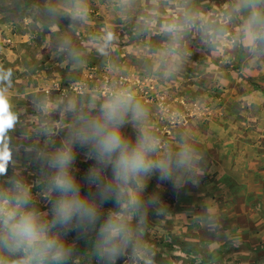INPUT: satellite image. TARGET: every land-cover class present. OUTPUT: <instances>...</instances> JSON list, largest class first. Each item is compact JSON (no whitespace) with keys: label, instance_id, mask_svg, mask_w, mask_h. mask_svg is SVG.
<instances>
[{"label":"rangeland","instance_id":"obj_1","mask_svg":"<svg viewBox=\"0 0 264 264\" xmlns=\"http://www.w3.org/2000/svg\"><path fill=\"white\" fill-rule=\"evenodd\" d=\"M196 2L188 5L192 15L210 7L214 13L175 18L176 25H185L183 31L153 37L149 11L161 8L135 0L125 9L136 18L127 29L134 34L127 44L134 41L135 47L112 49L117 41L106 33L105 42L90 47L84 66L74 68L64 90L8 100L17 122L7 133L12 161L0 175V192L13 194V181H19L29 190V204L43 207L38 214L51 224L60 193L50 187L56 170L49 160L58 150L71 149L75 159L69 172L81 196L108 217L115 213L102 207L100 189L87 177L95 171L104 184L115 185L111 168L89 158L90 145L82 146L78 137L120 92L118 74L134 76L126 86L132 92L129 109L143 115L128 109L122 132L132 145L142 135L156 141L149 154L156 167L123 186V202L135 198L138 205L127 210L119 205L131 233L115 264H264V38L253 39L260 27L251 21L253 11L264 17V0ZM155 20L163 24V18ZM190 27L198 29L193 33ZM42 69L53 72L50 66ZM82 70L98 77L78 93L70 87ZM136 75L149 81L134 82ZM4 83L18 93V84ZM162 96L186 113L160 119L167 106ZM164 173L167 179L161 178ZM69 228L57 225L49 235L67 248L76 234L74 226ZM27 259V250L0 245V264ZM67 264L79 262L69 258ZM100 264L111 262L102 257Z\"/></svg>","mask_w":264,"mask_h":264},{"label":"clouds","instance_id":"obj_2","mask_svg":"<svg viewBox=\"0 0 264 264\" xmlns=\"http://www.w3.org/2000/svg\"><path fill=\"white\" fill-rule=\"evenodd\" d=\"M251 21L260 27L253 39L264 38V17L253 11ZM5 79L0 76V80ZM132 102L131 93L120 91L101 106V117L91 120L79 135L82 146L90 145V157L104 168H111L113 184H104L99 173L89 171L88 180L100 189L104 202L114 200L121 209L137 206L133 198L123 202V186L133 178L147 174L156 165L149 159L157 143L151 137L142 135L134 145L130 144L122 132L124 117ZM138 111V109H137ZM17 116L12 112L5 90L0 88V175L8 172L12 161V151L7 142V133L14 128ZM75 157L71 149L58 150L49 160L55 169L50 187L60 193L53 203L51 224L41 220L34 209H28L29 190L19 181H13V194L0 192V245L10 251L27 250L29 259L23 264H67L70 250L55 236H50L52 227L60 225L80 227L95 225L98 220L97 207L80 194L75 178L69 168ZM167 179L168 174L161 177ZM131 230L122 212L110 214L101 224L98 232L97 248L102 257L115 264L122 247L129 242Z\"/></svg>","mask_w":264,"mask_h":264},{"label":"crops","instance_id":"obj_3","mask_svg":"<svg viewBox=\"0 0 264 264\" xmlns=\"http://www.w3.org/2000/svg\"><path fill=\"white\" fill-rule=\"evenodd\" d=\"M192 1L149 0V5L161 8V12L154 9L149 11L153 15L149 19V36H164L167 33L176 34L183 31L185 25L182 23L176 25L175 18L182 20L181 17L189 19L198 16L200 19L210 17L214 13L210 7L192 15L188 9ZM209 2L210 0H197L196 3L201 5ZM131 3H135V0H0V76L5 77L0 80V84L4 85L6 81L9 84H18L19 87L18 93H14L11 90L13 85H1L0 88L5 90L7 99L17 97L24 100L39 92L48 90L58 92L60 88L64 90L68 84L70 85L68 82L72 81L70 75L74 68L84 66L88 61L87 53L90 47L94 48L105 42L106 33L114 34L117 41L110 45L112 49L126 50L135 47L134 41L129 40L127 44V39L134 35L127 32L130 28L128 25L130 23L132 25L135 18L134 12L125 10L126 7L133 8ZM156 17L163 18V24H159L155 20ZM190 28V32L193 33L198 29ZM245 32L250 33L248 27ZM47 66L53 70L51 75L42 69ZM81 74L77 83L71 84L70 87L74 88L72 90L79 88L78 93L86 91L88 84L98 77L87 70H82ZM135 77L134 82L137 83L142 79L149 81L147 75ZM117 78L119 91L132 94L126 86L134 76L119 73ZM83 98L80 96L79 100L82 102ZM160 98L161 102L167 105L159 112L162 115L160 119L170 121L171 115L175 118L176 115L186 113L167 97ZM55 99L56 97L53 99L54 104L51 102L53 106ZM179 101L183 102V99ZM173 106L181 109H173ZM129 114L142 113L129 109Z\"/></svg>","mask_w":264,"mask_h":264},{"label":"trees","instance_id":"obj_4","mask_svg":"<svg viewBox=\"0 0 264 264\" xmlns=\"http://www.w3.org/2000/svg\"><path fill=\"white\" fill-rule=\"evenodd\" d=\"M104 209L110 208L108 211L111 213L119 212V205L114 201L102 202ZM28 209H34L37 213L44 210L43 207L36 204H28ZM107 219V217L98 216V220L95 225H83L80 227H74L76 232L75 239L67 246L70 250V259L76 258L79 264H100L102 256L97 248L98 232L101 224ZM88 231V233H86ZM50 233V232H49Z\"/></svg>","mask_w":264,"mask_h":264},{"label":"built area","instance_id":"obj_5","mask_svg":"<svg viewBox=\"0 0 264 264\" xmlns=\"http://www.w3.org/2000/svg\"><path fill=\"white\" fill-rule=\"evenodd\" d=\"M72 89H74V88H72Z\"/></svg>","mask_w":264,"mask_h":264}]
</instances>
